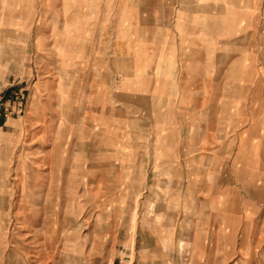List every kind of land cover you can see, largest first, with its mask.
<instances>
[{
    "label": "rangeland",
    "instance_id": "374dc122",
    "mask_svg": "<svg viewBox=\"0 0 264 264\" xmlns=\"http://www.w3.org/2000/svg\"><path fill=\"white\" fill-rule=\"evenodd\" d=\"M15 2L8 0L9 13L0 10V23L7 16L15 22ZM22 7L24 23H33L24 28V74H0V127L8 118L23 122L17 148L7 141L4 156L0 148V264H209L210 252H194L176 237L182 197L201 192L181 185L191 160L166 153L175 121L161 99H145L144 89L155 87L143 74L148 69L135 67L130 76L121 61L119 76L106 71L113 66L112 23L122 47L130 32L144 50L150 30L159 39L160 23L175 40L190 19L181 0H23ZM147 24L154 28L145 33ZM154 67L153 80L173 78L161 75L165 62ZM171 98H179L176 91ZM128 118L133 123L121 122Z\"/></svg>",
    "mask_w": 264,
    "mask_h": 264
},
{
    "label": "crops",
    "instance_id": "0c3cea01",
    "mask_svg": "<svg viewBox=\"0 0 264 264\" xmlns=\"http://www.w3.org/2000/svg\"><path fill=\"white\" fill-rule=\"evenodd\" d=\"M15 1V22L9 23L12 18L7 16L9 22L0 23L3 47L0 74L5 76L24 74L28 53L24 28L33 27V23L23 21V0ZM181 3L180 10L189 12L190 19L180 23L181 31L176 32L175 40L168 35V23H160L159 39L153 40L150 30L144 50L136 49L130 32L127 45L119 46L112 23L113 66L106 71L110 77L119 76L121 61L127 65L130 76L138 73L135 67H146L148 72L143 74L151 77L149 85L155 87L144 89L145 99H161L162 107L168 109L167 114L175 121L171 123L174 128L167 127L166 153L182 161L191 160L193 167L186 169L181 185L193 186L201 192L195 198L182 197L185 211L176 237L190 243L194 252H210L209 264L216 246L223 253L221 264H231L238 255L243 259H239V264L247 261L264 264V0H181ZM8 6V0H0V10L9 13L13 9ZM147 25L145 33L153 27ZM128 26L136 29L140 24ZM66 27L68 24L64 23ZM146 44L151 46L147 48ZM51 45L55 50V40ZM143 56L147 57L145 63ZM163 62L166 67L161 75L168 76L170 71L173 78L153 80L157 70L153 66ZM118 88L119 85L115 90L120 93ZM174 91L179 98L173 102ZM134 92L131 87L126 90L131 97ZM162 93L166 95L162 97ZM132 120L121 122L130 125ZM22 124L8 118L4 127H0V141L6 142L0 146L3 156L12 147V141L16 148L20 144ZM147 131L145 125L143 137L148 141ZM144 154L148 155V151Z\"/></svg>",
    "mask_w": 264,
    "mask_h": 264
},
{
    "label": "bare ground",
    "instance_id": "6f19581e",
    "mask_svg": "<svg viewBox=\"0 0 264 264\" xmlns=\"http://www.w3.org/2000/svg\"><path fill=\"white\" fill-rule=\"evenodd\" d=\"M69 114V113H68ZM59 148V145H57V144H54V152H55V150H57ZM55 154V153H54ZM57 154V153H56ZM45 161V160H44ZM46 162V161H45ZM53 162V161H52ZM57 163L58 162V159H56V160H54V163ZM263 164H264V162H262ZM53 164V163H52ZM19 166V167H18ZM17 166V169L15 170L16 171V173H18V171H20V165H18ZM263 167V166H262ZM53 168L54 167H52V170H53ZM210 169V168H209ZM264 171V170H263ZM1 174V173H0ZM212 175V174H211ZM212 177H213V175H212ZM234 177V176H233ZM1 179V178H0ZM213 179V178H212ZM1 181V180H0ZM18 181H21L20 179H18V180H16V182H18ZM3 182V181H2ZM41 183V182H40ZM49 183V182H48ZM4 184V183H3ZM5 185L6 184H4L3 186L5 187ZM18 185H21V182H19L18 183ZM241 185V184H240ZM42 186V185H41ZM239 186V185H238ZM243 188V187H242ZM217 190V189H216ZM230 190V189H229ZM228 190V191H229ZM234 191V190H233ZM242 191V190H241ZM30 192V191H29ZM213 192V191H212ZM216 192V191H215ZM238 192V191H237ZM241 193V192H240ZM30 194V193H29ZM34 194V193H33ZM36 194V193H35ZM260 195V194H259ZM213 196V195H212ZM241 196V195H240ZM253 199H254V197H253ZM247 203V202H246ZM260 205V204H259ZM263 207V206H262ZM23 209H24V206L23 205H21L20 207H19V210H22L23 211ZM27 210L29 209V208H26ZM223 210V209H222ZM224 211H226V210H224ZM215 217V216H214ZM214 219V218H213ZM256 219H257V217H256ZM214 223V222H213ZM260 227V226H259ZM213 229V228H212ZM242 232V231H241ZM245 239H247V238H245ZM247 241H249V240H247ZM246 241V242H247ZM210 242H211V240H210ZM244 244H245V242H244ZM246 248V247H245ZM248 249V248H247ZM250 250V249H249ZM210 251V250H209ZM253 253V252H252ZM255 253V252H254ZM221 254H223V253H221V252H219V250H218V247L216 246V249L213 251V253H212V262H211V264H221V262H220V255ZM249 254V253H248ZM250 255V254H249ZM256 256H257V254H256ZM258 257V256H257ZM241 259V258H240ZM248 259H251V258H248ZM241 260H243V259H241ZM244 263H245V261H244ZM248 263V261L245 263V264H247Z\"/></svg>",
    "mask_w": 264,
    "mask_h": 264
}]
</instances>
